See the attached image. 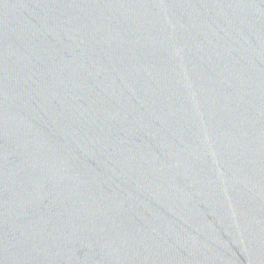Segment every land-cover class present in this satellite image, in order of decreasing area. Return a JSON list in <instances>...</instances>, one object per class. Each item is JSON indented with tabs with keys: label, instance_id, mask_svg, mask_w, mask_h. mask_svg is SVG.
<instances>
[{
	"label": "water",
	"instance_id": "1",
	"mask_svg": "<svg viewBox=\"0 0 264 264\" xmlns=\"http://www.w3.org/2000/svg\"><path fill=\"white\" fill-rule=\"evenodd\" d=\"M0 264H264V0H0Z\"/></svg>",
	"mask_w": 264,
	"mask_h": 264
}]
</instances>
